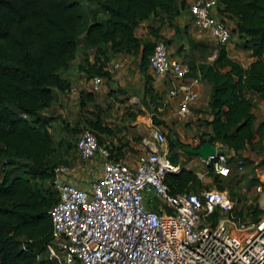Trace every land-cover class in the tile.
Returning a JSON list of instances; mask_svg holds the SVG:
<instances>
[{"label": "trees", "instance_id": "1", "mask_svg": "<svg viewBox=\"0 0 264 264\" xmlns=\"http://www.w3.org/2000/svg\"><path fill=\"white\" fill-rule=\"evenodd\" d=\"M83 1L96 6L90 10L91 20L81 37L83 47L93 53L92 62L83 54L77 67L87 78L99 75L106 81L109 74L103 68L113 53L137 57L141 73L145 71L154 43L140 42L133 34L134 28L156 12L170 16L178 6L176 0ZM217 2L219 18L226 24L233 23L230 34L237 35L240 48L247 50L253 60L241 67L227 57L224 47L217 46L210 63L197 67L187 64L188 76L198 71L200 80L210 86L204 112L211 118L201 121L205 130L199 133L195 145L171 140L169 134L166 144L168 154H172L208 142L231 151L233 156L228 160L232 163L240 159L238 152L251 143L257 132L251 112L254 102L246 94H256L264 101V0ZM83 12L79 0H0V264H50L45 253L51 231L48 210L56 196L48 194L41 182L51 179L58 165L50 158L64 153L66 145L59 140L54 146L48 131L50 118L41 111L52 105L56 93L69 88L63 73L75 57ZM98 12L103 17H97ZM154 30L155 39L169 42ZM144 79L147 85L148 75ZM144 91L156 108L158 98L152 95L150 86ZM88 94L86 97L91 98ZM261 127L264 123L256 129ZM88 128L94 134L108 132L97 117ZM77 131L76 126L67 130L71 136ZM125 148V143L111 147L115 160ZM168 157L171 160L173 155ZM225 178L212 176L216 190L227 189L219 181ZM196 182L195 170L183 165L165 178L171 193L194 190ZM259 213L252 208L253 219Z\"/></svg>", "mask_w": 264, "mask_h": 264}, {"label": "built area", "instance_id": "2", "mask_svg": "<svg viewBox=\"0 0 264 264\" xmlns=\"http://www.w3.org/2000/svg\"><path fill=\"white\" fill-rule=\"evenodd\" d=\"M192 27L216 46L226 47L230 28L218 16L217 0H189ZM147 67L157 80L167 82L166 95L176 105L175 115H188L197 99L198 71L188 76L186 63L171 56L163 41L153 44ZM99 75L88 79L92 93L100 91ZM166 102L159 103V110ZM154 110H157L154 108ZM158 111V110H157ZM142 139L143 151L133 160H115L110 147L101 144L88 127L74 143L82 161L97 157L101 170L91 181L65 179L66 165L52 170L56 200L48 210L50 240L45 245L50 264H264V189L257 181L253 190L263 199L256 218L242 220L234 214V202L225 191L203 188L197 192L171 193L166 175L181 164L168 157L165 135L150 125ZM202 159L195 180L228 177L241 170L242 161L231 151L218 150ZM64 178V179H63Z\"/></svg>", "mask_w": 264, "mask_h": 264}, {"label": "rangeland", "instance_id": "3", "mask_svg": "<svg viewBox=\"0 0 264 264\" xmlns=\"http://www.w3.org/2000/svg\"><path fill=\"white\" fill-rule=\"evenodd\" d=\"M80 3L83 6L84 10V20L83 24L81 25L80 29L78 30V42H77V50L75 53L74 60L72 61L73 66L81 64L83 54L87 56V60L90 63L92 61V51L91 49H85L82 44L81 37L83 35L84 28L88 25L90 22L91 14L90 10L92 7H96L95 3H87L85 4L83 0H79ZM189 0H176V3L178 4L176 8V13L171 14L170 16L166 17L163 13L156 12L152 16H149L152 23H155V28L152 26H145L141 27V31H135L136 38L140 40V42H156L161 41L160 39H155L153 36L152 30L157 31L158 29H162L165 32L171 31V29L174 31V34L172 36L164 35V39H167L170 41L168 46V51L170 54H174L177 52L178 56L181 58L180 60L183 61V63H186L190 66H200L202 64L210 63L213 59L216 50L219 49L216 45H214L211 40L205 35L201 36L195 31L191 30V23L190 19L188 18V11H187V4ZM97 17L101 18L103 17V14L101 12H98ZM227 25L229 28L232 27V24L230 21H227ZM149 24V22H147ZM184 25L183 28L180 25ZM138 26V24H137ZM136 26V27H137ZM179 26V29H178ZM135 27V28H136ZM134 28V29H135ZM143 30H148L147 33L143 32ZM191 31V33L189 32ZM134 32V30H133ZM189 32V33H188ZM161 36V35H160ZM195 37V38H194ZM199 37V38H196ZM240 41L238 42H232V35L230 37L229 43L226 47H224V50L226 51V55L229 59L232 60V49L234 51H238V49H241L239 46ZM233 44V47H232ZM237 48V49H236ZM120 54V55H119ZM130 56V57H129ZM128 58L125 57V53L120 52L118 55H108L107 63L109 62V59L113 60V63H115V68H117L116 63H123L124 66H118L117 69L123 68L126 71H129L135 67V64H138V58L132 56L129 54ZM126 60H123L125 59ZM99 59L102 60L100 57ZM130 59V60H129ZM90 60V61H89ZM127 65V67H126ZM139 69V66H137ZM148 68V67H147ZM149 69V68H148ZM79 70V69H78ZM140 70V69H139ZM80 71V70H79ZM83 72V71H82ZM146 74V69L142 73L143 77ZM128 78L134 79L135 75L130 72L128 75V72L125 73V79ZM82 79L84 81H87V77L85 74L82 75ZM83 81V82H84ZM108 83V82H107ZM110 84V83H108ZM119 92V91H118ZM121 93V92H119ZM125 97H130L131 94L135 95V98L138 101V105H135L134 107L130 105H126L122 108V111H120L117 115L119 117V123H115L111 128L114 129V135L113 138L116 140L117 144L125 143V147H128L127 143L132 140L136 143L137 148L131 149L133 152L127 153L129 155H132V153H136L135 157L143 151V146L140 143V136L137 134H134L133 129L135 128V117L136 116H143V115H149V118L151 119V124L160 128L161 132L166 135H171V140L177 139L178 141L188 144L190 146L195 145L197 141V137L199 133L205 130L204 126H202L201 121L205 120L204 118H199L198 116H190L186 121L184 119H179L175 114L170 115V119L165 121L161 116H165V114L168 112L169 108H165L167 104L163 107V111L160 110H154L152 107V104L150 102V105L142 98L143 94L147 93L141 90L139 88L138 90H132L128 89L125 92ZM122 94V93H121ZM149 101V97L147 98ZM140 107L143 108V110L140 109ZM172 107V106H171ZM131 109V110H130ZM92 110L96 111V106H92ZM253 113L255 115V118L262 119V114L260 108L254 107ZM202 112V111H200ZM116 115V113H114ZM103 117H106L103 115ZM113 120V117H112ZM153 120V122H152ZM140 121H143L142 118H140ZM73 123V122H72ZM86 127V126H85ZM80 128V127H79ZM84 128L82 126L80 130ZM80 130L76 133V135L71 136L67 131L64 129H58V128H52L48 129L50 132L54 146L57 145V141H64L61 144L62 146H65V152L61 154V152H58L55 154V156L50 158V160L56 161V165H66L68 169L70 170V167H75V170H70V175L77 176L81 180L84 179L83 176H81V172L77 171L76 169H80L84 166V162L78 158V155L75 152L74 149V142L76 141ZM112 131V130H111ZM113 132V131H112ZM124 132V133H123ZM117 134V135H116ZM258 137L264 136V127H261V129H257L256 132ZM129 135L131 138L128 139L126 136ZM168 141V138L166 136V143ZM67 145H69L67 147ZM246 153L240 156V160L242 161V168L241 170H235L232 169L231 174L226 177L225 179H219V181L222 183L226 190H224L228 196L231 198V200L234 202V214L237 215L242 220H249L253 219L251 215V210L253 207H256L259 210V207L261 205L263 195L261 193H256L253 190L254 185L257 183L256 175L264 168V160H255L253 157L256 155H259L260 153L264 154V143H260V141L252 142L246 147ZM190 149V148H189ZM218 150H222L221 148H218ZM126 151V150H125ZM186 151V150H185ZM185 151L181 150H175L172 154V159L174 162H179L181 165H183L185 168L198 170V165L193 163L192 158L186 155ZM254 155V156H253ZM260 155V157L262 156ZM63 156V158H61ZM264 157V156H262ZM253 158V159H252ZM68 161V163H66ZM42 188L51 195L56 196L55 187L52 184V179L50 180H44L41 182ZM196 184V188L193 190H189V192H197L200 189L203 188H215L214 182H212L211 178H208L205 180L203 184H198V182L194 183ZM216 189V188H215ZM230 191L231 193H229Z\"/></svg>", "mask_w": 264, "mask_h": 264}, {"label": "crops", "instance_id": "4", "mask_svg": "<svg viewBox=\"0 0 264 264\" xmlns=\"http://www.w3.org/2000/svg\"><path fill=\"white\" fill-rule=\"evenodd\" d=\"M189 18V17H188ZM149 22V24L147 23ZM232 27H233V23ZM153 26L155 28V23L153 24L150 17L146 20H143L138 23V26L134 29V36L135 31H141V27L145 26ZM183 28V24L180 25ZM179 29V26H178ZM191 30L197 32L201 36H205V34L199 33L196 31L192 25H191ZM148 30H143V32L147 33ZM191 33V31L189 30ZM188 32V33H189ZM158 35H161L164 38V35H170L172 36L174 34V31L171 29L169 32H165L162 29H158L157 31ZM207 36V35H206ZM195 38V37H194ZM199 38V37H196ZM240 41L239 38L235 33H232V42H238ZM170 42V41H169ZM165 43L167 48L169 44L171 43ZM212 42V41H211ZM213 43V42H212ZM214 44V43H213ZM233 47V44H232ZM237 49V48H236ZM178 52V51H177ZM170 54L171 56L175 57L176 59L180 60L181 58L178 56V53ZM170 53V52H169ZM92 55V54H91ZM112 55V54H111ZM113 55H118V53H113ZM120 55V54H119ZM128 54H125V57L128 58ZM130 57V56H129ZM123 59V60H126ZM130 60V59H129ZM232 60L237 62L241 67H246L249 62L253 60V57L250 56V53L247 50L238 49V51H234L232 49ZM90 61V60H89ZM181 61V60H180ZM92 62V61H90ZM183 62V61H182ZM116 67L118 66H124L123 63H116ZM138 64H135V67L133 69L126 71L123 68L117 69L115 68V63H113V60L111 58L109 59V62L104 64V70L109 74V79L106 81L104 78H102L103 83L101 86V89L97 93H92L88 89V79L87 81H84L82 79V75L84 74L81 70H78L77 65L73 66L72 62H70L69 68L63 73L64 77L66 78L67 82L69 83V88L67 91H64L62 93H56V97L52 105L43 111H41V114L43 116L49 117L50 118V127L49 131L52 128H58V129H64L65 131L68 130V128H72V126L76 127H82L86 126L89 127L95 120V117L98 118L100 125L104 126L108 129V132H100V133H95L99 142L101 144H105L108 147L116 146V140H114L113 135H114V129L111 127L115 123H119L118 121L120 120L119 117H117L118 113L122 111V108L125 107L126 105H130L134 107L135 105H138V101L135 98L134 94H131L130 97H125V91L128 89L132 90H138L141 88V90L144 92V87L150 86L151 93L154 95L158 100L156 99V102L161 103V102H166V107L169 108L167 110L168 112L165 114V116H161L163 119L164 117L166 118L165 121L170 119V115L175 114L176 110V105L173 100H169L166 95V89H167V82L165 80H157L154 78L152 75L151 71L146 68V75H148V82L146 85V81L141 73V71L138 69ZM127 67V65H126ZM128 72V75L130 72H132L135 75L134 79L128 78L125 79V73ZM84 81V82H83ZM110 84H108V83ZM198 90V97L196 100H194L191 105H190V111L187 116H185L184 119L185 121L190 117V116H198L199 118H204L205 120H210V115H208L205 111L207 109V100H208V95L210 91V86L201 81L200 85L197 87ZM121 93H119V92ZM89 93V94H88ZM90 95L91 98L86 97V95ZM248 97H251L254 106L251 109V112L254 116V123H253V129L254 131L257 130V126L259 123H264V101L261 100L256 94H251L247 93L246 94ZM142 98L146 100V102L150 105V100L148 101V95L143 94ZM83 105L80 107V104ZM96 106V111L92 110V106ZM159 106V105H158ZM156 107L157 110H159V107ZM172 106V107H171ZM254 107L260 108L261 114H262V119L255 118V115L253 113ZM153 105H152V107ZM141 110H143L142 107H140ZM163 109V108H162ZM161 109V110H162ZM131 110V109H130ZM166 111V110H162ZM202 111V112H200ZM116 113V115L114 114ZM105 115L106 117H103ZM151 114L149 115H143V116H136L135 121L133 124H135V128L133 129L132 132L134 134H137L140 136V143L142 145V139H146L149 136L150 133V128L149 126L151 125V119L149 118ZM113 117V120H112ZM140 118L143 119V121H140ZM73 122V123H72ZM79 128V130H80ZM208 128H206L207 130ZM113 132H112V131ZM78 132V131H77ZM76 132V133H77ZM76 133L74 135H76ZM124 133V132H123ZM117 135V134H116ZM73 136V135H72ZM128 139L131 137L129 135L126 136ZM260 141V143H264V136L258 137L256 134L254 135V138L252 139V142ZM136 143L130 140L127 145L128 147H131V149L137 148ZM143 146V145H142ZM247 147V146H246ZM242 149L241 151L238 152L239 155H243L246 153L247 148ZM130 148H125L122 155L119 157L120 160H133L135 159V154L132 153V155H129V153L133 152ZM126 150V151H125ZM225 151H228L226 149H222ZM65 152V149H64ZM262 155L261 153L259 155L254 156L253 158L255 160H264V154ZM63 158V156H61ZM252 158V159H253ZM68 163V161H66ZM85 164L83 167L80 169H76L77 171L81 172V176L84 177V179H80L77 176L74 175H69L68 178L65 179H72L78 186H81V182H87L94 180L100 173L101 170V165L100 161L97 157H93L89 161H83ZM77 167V166H75ZM75 167H70V170H75ZM256 180L262 185V188L264 189V168L260 171V174L258 173L256 175ZM64 179V178H63Z\"/></svg>", "mask_w": 264, "mask_h": 264}, {"label": "water", "instance_id": "5", "mask_svg": "<svg viewBox=\"0 0 264 264\" xmlns=\"http://www.w3.org/2000/svg\"><path fill=\"white\" fill-rule=\"evenodd\" d=\"M214 152H215L214 146L208 142L202 143L199 147L195 149L190 148L186 150V153H190L193 156H199L202 159H205L206 157L213 155Z\"/></svg>", "mask_w": 264, "mask_h": 264}]
</instances>
